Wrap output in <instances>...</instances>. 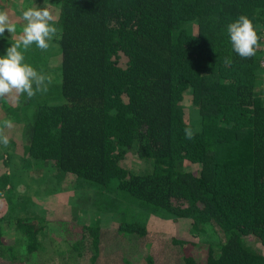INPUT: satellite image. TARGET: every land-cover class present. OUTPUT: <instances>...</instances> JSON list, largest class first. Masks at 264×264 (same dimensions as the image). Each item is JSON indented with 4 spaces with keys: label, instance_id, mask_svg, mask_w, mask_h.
<instances>
[{
    "label": "trees",
    "instance_id": "1",
    "mask_svg": "<svg viewBox=\"0 0 264 264\" xmlns=\"http://www.w3.org/2000/svg\"><path fill=\"white\" fill-rule=\"evenodd\" d=\"M21 1L47 7L58 29L47 53L27 49L25 63L58 77L24 148L37 163L33 173L88 180L119 193L121 208L135 199L188 218L193 236L202 229L219 236L214 243L172 236L167 243L179 251L166 249L162 264H264L251 245L264 249V0H0V7L23 21ZM240 15L260 37L250 58L233 50L227 32ZM51 60L59 65L50 68ZM0 181V190L13 186L8 176ZM6 194L0 264H99L100 249L111 255L154 237L144 221L128 220L132 208L119 212L116 237L107 233L112 216L99 214H83L76 235L34 213L3 212V199L12 207ZM156 263L149 254L133 264Z\"/></svg>",
    "mask_w": 264,
    "mask_h": 264
},
{
    "label": "rangeland",
    "instance_id": "2",
    "mask_svg": "<svg viewBox=\"0 0 264 264\" xmlns=\"http://www.w3.org/2000/svg\"><path fill=\"white\" fill-rule=\"evenodd\" d=\"M2 1L3 0H1V2ZM49 1L56 5V0ZM16 5L19 9H25L26 4L25 1H21L17 2ZM0 11H5L8 14L10 13L5 10V8L0 9ZM9 18L16 24L17 31L10 34L6 30L7 39H0V56L6 55V49L11 46V40L9 39H12L14 43L19 35L22 34L23 25L25 23L19 19L16 13H11ZM21 50L23 51L25 62L27 60L28 51ZM47 52L48 50L37 54L40 55ZM57 65L59 64L53 62V60L48 63L50 68ZM38 72L50 78V82H45L47 89L49 86L51 87L53 83L57 82L58 77L56 78L55 72L42 70L41 67H38ZM33 87L35 88V85H33ZM46 93V91L37 92L36 95L31 98H28L27 95L24 94L18 99L12 97L0 99V127H3L4 120L12 121L13 125L11 128L3 129L4 134L9 138V145L4 147L0 144V176H8L13 182V186L7 185L0 190V192H3L0 193L2 197H6V193H13V195L10 196L12 207L11 204H8L9 200L7 198L2 200L4 201L3 206L5 205V207L2 208L3 212L20 216L34 213L38 217V220H43L44 218L55 220L63 225L69 234L75 233L76 235H81L82 231L79 221L83 214L90 216L99 214L102 215V217L110 215L114 222H110L109 229L106 230L108 236L116 237V234H118L117 227L120 224V220L123 219L122 214L119 212L124 210V207L127 209L132 208L133 211H131L132 213H130L128 220L133 218L136 221L145 222L144 224L147 226L149 235L154 234V237L150 238L151 245L145 246L144 242L149 241L147 240L148 238L145 237L143 239L139 238L136 241V246L126 245L124 249L122 248L119 252H115L111 255L105 250L100 249L98 252L99 258H96V262L99 264H120L118 260L112 262V259L116 257H118L123 264H133L138 262L142 256L145 257L149 254L153 255L154 262H157L156 264H162L163 260L165 261L167 257L163 256L162 260L160 254L165 255L166 249L178 248L179 251V246L175 247L167 243L172 236L177 238L189 236L199 241L210 240V243H214V241L216 242L218 240L219 236L213 239L214 235L212 237L209 232L211 230L206 229L200 230L196 236H193L192 232L194 231L191 232V229L194 227L191 225L185 226L189 221L188 218L174 217L164 209L154 207L150 204L139 207L135 199H128L127 204L121 208L125 203H122L121 197L118 196L119 193H113L112 196L115 197L113 198L110 193L104 191L103 186L88 180L79 178L73 179L72 175H68L64 178H60L57 175L58 178L54 176L55 174L51 175V172L46 175V179L44 180V177L39 173L34 174L32 170L35 169V164L37 163H33L24 156V148L27 146V141L30 137L35 109L38 103L46 97ZM193 112V117L198 118L199 115L196 114L195 111ZM6 157H9L8 161ZM130 158L131 155L129 161ZM20 171L22 172L20 173ZM75 223L77 225H75ZM77 242H81V240L77 239ZM163 245H165V247H163ZM251 245L253 248H259L264 252V249L261 248L259 244L252 241ZM50 251L51 250L47 248V252ZM73 252H77V250L74 249ZM48 255L50 259L54 258L58 262L56 256L52 254ZM174 264H176V262H174Z\"/></svg>",
    "mask_w": 264,
    "mask_h": 264
},
{
    "label": "clouds",
    "instance_id": "3",
    "mask_svg": "<svg viewBox=\"0 0 264 264\" xmlns=\"http://www.w3.org/2000/svg\"><path fill=\"white\" fill-rule=\"evenodd\" d=\"M25 22L22 34L6 49V55L0 56V99L15 98L26 94L28 98L37 92L47 91L46 81L50 78L37 72L31 65L24 62V51L33 44L42 51L48 50L50 41L56 36L58 29L55 26L53 15L47 7H29L22 12ZM5 30L13 34L17 31L16 24L10 20L5 11H0V36ZM227 32L233 50L242 58H250L256 54L260 46V37L251 19L246 15H240L234 22L228 24ZM231 61L226 58V63ZM35 85V88L33 87ZM12 121L4 120L0 127V144L9 145V138L4 134V128H11ZM185 137L192 139L194 130L187 127L184 130Z\"/></svg>",
    "mask_w": 264,
    "mask_h": 264
}]
</instances>
